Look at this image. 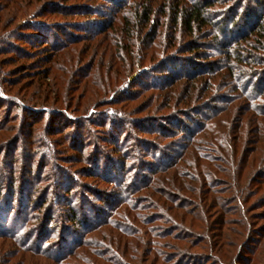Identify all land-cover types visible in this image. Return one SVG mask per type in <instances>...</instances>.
Returning a JSON list of instances; mask_svg holds the SVG:
<instances>
[{
    "label": "rangeland",
    "instance_id": "obj_1",
    "mask_svg": "<svg viewBox=\"0 0 264 264\" xmlns=\"http://www.w3.org/2000/svg\"><path fill=\"white\" fill-rule=\"evenodd\" d=\"M111 1L114 2L0 0V39L5 40V43L0 41V99L3 100H0V123H3L0 129V166L5 165L16 147L19 148L15 153L22 158L18 162L21 168H28V160L33 158L32 176L34 180L36 178L39 188V193L34 197L35 204L29 205L27 198L30 185L26 184L27 181H21V174H17L19 182L13 200L14 209L10 215H6V209H0V264H151L155 249L149 231L154 229L163 232L166 228L160 222L148 225L146 220L157 214L153 208L178 222L182 221L184 226L198 234L206 230L204 223L199 220L182 216L183 211L168 213L165 209L167 199L158 192L166 194L176 190L180 193L174 180L185 181L193 186L190 188H195L208 178L216 179L224 188L237 186L235 196L241 202L246 201L243 208L249 223V232L245 234L241 245L226 246L215 252L221 258L215 259V262L233 264L242 254L250 258L251 264H264V181L258 178L264 174V98H261L262 92L253 93L260 80L252 81L254 77H249L251 72L248 70L243 76L241 71L238 72L241 67H237L238 71L233 77H226L228 56L214 46V50L208 47V56L222 68L218 77L209 80L208 75L201 74L192 80L179 76L172 83L164 85V80L160 78L165 79L167 75L157 73V70L167 56L172 60H182L179 62L187 72H191L187 60L194 62L201 59L200 54L199 58L194 59L168 42L170 31L163 24L167 18L165 13L171 10L169 4L172 0L150 1L155 9L153 18L158 21L162 18L158 29L160 36L156 41L148 40L145 35L141 37L140 33L134 37L125 34L124 21L132 22L133 2L139 4L141 0H121L129 1L124 13H115L117 5H110ZM246 1L223 0L212 11L215 12L214 17L220 20L224 18L226 10L237 9L239 4L246 5ZM52 6L74 11L87 8L93 13L83 17L63 12L67 11L64 9L55 14ZM250 7L255 8L254 2ZM28 24L40 26L41 29L46 26L43 30H49L51 40L56 36L60 38L58 28H68L69 34L77 37L79 42L75 44L74 40L65 44L66 37H62L58 51L37 52L38 47L19 41L17 37H27L31 33L26 29ZM99 26L101 29L97 31ZM91 30L93 32L89 37L88 32ZM149 30L148 27L147 34ZM247 30L248 26L243 23L238 28L237 25L225 27L221 42L234 39ZM215 35L216 27L212 29L210 37ZM253 56L264 59V51ZM205 62L201 60L199 64ZM236 64L240 65L238 62ZM256 70L264 75V65L255 67L252 72ZM198 108H207V117L199 118L204 124H200L195 134L194 148L197 150L192 158L189 157L191 150L188 155L179 154L176 150L184 138L156 139V136L136 130L144 123L150 127L159 121L161 125L163 122L160 118L173 114L182 117L183 111L190 112ZM60 115L70 124H61L66 128L63 133L54 132L44 137L46 147L41 148V145H36V141L31 144L21 136L19 129L25 121L32 118L30 123L33 125L35 120H41L34 127L31 125L30 132H34V137H43L45 122H54ZM113 117L118 119L116 123L109 119ZM6 118L9 119L4 125ZM79 136L86 144L82 154L71 148ZM106 140L108 144H105ZM150 143L155 148L152 149V157L144 152ZM12 144L15 145L14 149ZM114 144L118 146L116 150L122 151L124 161L127 159L125 169L130 176L127 184H136L138 178L146 176L147 173L142 171L144 168H140L142 163L148 167L166 165L164 167L167 168L150 177L152 185L149 187L155 185L154 189H142L138 195L134 191L125 193L117 209L105 210L96 219L94 215H88L89 221L84 222L83 227L74 229L68 226V230L63 228L52 235L45 232L42 221L48 212L58 213L54 215L57 224L64 227L70 224L63 223L59 217L67 209L61 197L66 194L55 185L59 181L53 182L55 174L67 173L71 180L69 188L78 191L73 206L81 208L86 201L96 200L95 205L100 207L98 200L102 192L111 190L114 184L107 185L98 178L83 177L81 174L84 172H91V165L79 162L83 155L86 156L84 158L93 156L94 159L95 150L100 147L105 154L101 156V171L111 161L117 165L122 157L112 149ZM132 149L138 152L137 155L127 156ZM185 158L190 165L185 162ZM70 159L71 162L68 161ZM184 172L186 177L178 178ZM113 178L118 180L120 175ZM253 179L260 181L257 190L255 188L258 185L253 184ZM34 180H28V183ZM157 188L158 192L155 191ZM181 195L191 198L185 192ZM44 197L49 199L48 203L36 211L34 206ZM4 203L1 206L4 207ZM237 204L233 206L238 209ZM87 208L85 210H90ZM233 217L239 219L240 215ZM216 218L213 211L209 221L214 223ZM163 242L169 249H164L165 252L180 247L184 254L204 257L205 262L211 258L207 257L210 254L201 250L202 245L190 248L172 239ZM58 252L62 253H59L62 255L60 258ZM223 253L226 255L222 256ZM155 264L168 263L160 260Z\"/></svg>",
    "mask_w": 264,
    "mask_h": 264
},
{
    "label": "trees",
    "instance_id": "obj_2",
    "mask_svg": "<svg viewBox=\"0 0 264 264\" xmlns=\"http://www.w3.org/2000/svg\"><path fill=\"white\" fill-rule=\"evenodd\" d=\"M119 1L121 0H114V2L111 1L109 3L112 6L116 3L117 6L114 8L115 13H124L126 11V3L128 4L129 1ZM150 1L151 0H141L139 4L133 2V9H131L133 17V20H131L132 22H129L128 20H126L125 22L122 19V23L123 21L125 23V34L134 37L139 35L140 33L141 37L142 35H145L150 41H156L158 39V37L160 36V34L158 33V29L160 28L159 24L161 23L162 18H159V21L153 18L155 9L152 5H150ZM222 1L223 0H191V2L189 0L171 1V3L169 4V9L171 10H169L168 13H165V18H167L164 20L165 23L163 24V27L167 28V30L170 31L168 42L172 47H177L181 53L191 55L194 59H197L198 54H200L201 59L198 57L199 59L195 60L194 62L187 60V64L191 69V72H187L185 68H182V64L179 62L182 60H172L171 57L167 56L162 61V65H160L157 70V73H163L167 75L165 79L160 78V80H164V85H168L179 76H183L184 78L189 79L192 78V80L199 78L201 74H204L206 76L208 75L209 80L218 77L222 68H220L219 64L212 62L214 60H210L211 57L208 56V47H212V50H214L213 47L215 46L219 48V51H221V53H224L228 56L226 67L227 69L225 68L227 70L225 74L226 77H233L235 71H238L237 67H241L239 68L238 72L241 71L243 73V76L246 75L247 70L248 72L250 71L251 74H249V77H254L253 79L251 78L252 81H258V79L260 80L257 89L253 93L258 94L262 92L263 95L261 96V98H264V75L262 76L260 72H258V70H256L254 73L252 72L255 67H263L264 65V59L262 57L253 56V54L260 52L261 50L264 51V0H247L246 5L239 4L237 9L235 8L232 10H226L223 13L224 18L217 20L216 16L214 17L215 12L212 11H215V6L221 4ZM253 2L255 4V8L250 7ZM1 9L2 7L0 6V10ZM51 9L52 11H54L53 13L58 14L61 13L62 10L67 8H56L52 6ZM63 12L83 17L91 15V13H93L91 12V9L87 8H81L77 11L67 9V11ZM242 23L243 25L246 24L248 26L247 31H243L238 37H235L234 39H225L223 43L221 42V35L225 32V27L231 28L232 26L235 27L237 25L238 28ZM43 27L46 26H42L41 29L40 26L28 24V27H26V29H29L28 31H30L31 33L28 34L27 37H23L21 35L17 36L18 40L31 44V46L38 47L39 49L37 50V52H50L51 50L52 53L60 49L59 42L60 38L62 39V37H66L65 44L71 43L74 40H76L75 44H78L79 42L77 41V37H75L73 34H69L68 28L64 29L61 27L58 28L61 34L60 38L56 36L53 40H51L52 36L49 33V30L44 31ZM148 27L150 28V30L147 34L146 29ZM214 27H216L217 29V35L211 38V31ZM72 28L75 29L76 27L73 26ZM100 29L101 26L98 27L97 31H99ZM36 30H38L40 34H35ZM92 32L93 30L88 32L89 37L91 36ZM29 35H32V37H29ZM2 39H0V41ZM2 43H5V40H2ZM50 54H47L46 56H49ZM201 60L206 61L205 64H199ZM237 62L240 65L236 64ZM161 85L159 86L161 87ZM205 110H207V108H198L196 110H191L190 112L183 111L182 117L173 114L170 117L160 118V120L163 122L161 125H159V121L157 123L155 122V124H151L150 127H147L146 123H144L145 125L136 127V130L143 134L156 136V139H174L177 137L184 138V142L180 143V146L176 150L179 154L183 153V155H188V151L191 150L192 152L191 154H189V157L192 158L194 154L196 155L197 150H195L194 148L195 134L201 127L200 124H204V122L202 123L199 118L207 117V112ZM8 119L9 118L5 119L4 125H6ZM109 119L112 120V123H116V121L118 120L116 117ZM31 120L25 121V124H22L19 131L21 132V136L29 143L32 144L34 141H36V145H41V148L47 146V144L44 142V137L51 136L54 132L57 134L63 133L62 131L66 128H64V126H61V124H70V122H65L64 116L60 115L54 119V122H52V120H50L49 122L47 121V123L45 122L43 137H34V132H30V127L32 125L30 123ZM39 122H41V120H35L32 127H34L35 124ZM2 126L3 123H0V129ZM234 131L236 132V129ZM184 135H186V137H184ZM75 143L71 145V148L77 150L78 153L82 154L85 150V140L82 139V136H79V139ZM112 143L115 142H109V144ZM105 144H108V141L105 142ZM12 145L13 146L11 147L12 149H14L15 145ZM116 147H118L117 144H114V147L112 149L115 150V153L117 155H120L122 159L118 162L117 165H115L113 161H111L110 163H106V166L103 167V171H101L102 167L100 166V162L102 160L101 156L104 157L105 154L103 152V149H100V147H95L97 149L95 150L94 159L92 158L93 156H90L91 158L88 159L84 158L86 156L83 155L81 161L79 162L91 165V172H89L90 174L84 172L83 174H81L83 177L98 178L101 181L105 182L107 185L114 184L111 190L102 192V197L98 200L100 201V207L95 205L96 200H89V202L86 201V204H83L81 208L73 206L72 202L76 201L77 195L75 193H78V191H74L69 188L71 180H69L67 173L55 174L53 182L59 181V183L55 185L60 187L61 190L63 189L64 193L66 194V198L64 195H61V197L64 198L66 202L65 207L67 209L65 210V212L61 213L59 217L63 220V223L69 222L70 224L65 227L57 224L56 216L54 215H58V213L56 212L54 214L52 212H48L43 216L42 221V228L45 230V232L52 235L56 232H59L58 230H63V228H66L64 230H68V226H73L74 229L83 227V223L89 221L88 215H94L93 217H95L96 219L100 218L105 210L117 209V204H119V201L123 202V199L121 200V198L123 197V195H126L125 193L134 191V193L138 195L139 193H141L142 189L147 191H149V189H151V191L154 189L155 185H153L151 188L149 187L150 185H152L150 177L155 174L157 175L158 173L163 171L165 168H167L164 167L166 165L154 164L153 166L148 167L146 166V164L142 163L140 168H144V170L142 171L147 173L146 176H141L142 178H138L136 180V182L138 183L136 184H127L126 182L130 177L128 176V173L125 169V163L127 159L124 161L122 156L123 154L121 155L122 151L116 150ZM152 147L153 144L150 143V145H148L144 149L145 154H149L150 157H152V149H155ZM18 149L19 148L16 147L15 151L13 150L14 152H11L5 165H3L2 167L0 166V209H6V215L7 213L8 215H10L14 209L13 200L15 195L17 194L16 184L19 182L17 174H21V181H27L26 184L30 185L29 196L27 198V200L29 201V205L35 204L36 200H34V197L39 193V191L37 190L39 188H37L36 185L37 181H35L36 178L34 180L32 176L33 158L28 160V168H21V163L18 162L21 161L22 158H20V155L18 156L17 153H15ZM136 153L138 152H135L132 149L127 153V156L137 155ZM169 160H171V158H169ZM68 161L71 162V159ZM185 162L190 165L187 159L185 160ZM105 168L107 170L106 172ZM185 174L186 172L182 173V177H180L179 174L178 178L183 179V177H186ZM118 175H120V178L118 180H115L113 177H116ZM189 176L192 177L190 174ZM174 177L176 176H173V178ZM258 178H260L259 180L263 182L264 174H260ZM28 180L34 181L33 183H28ZM259 180L253 179V184L255 183V185H258V187L255 188L256 190L260 187ZM130 185L132 186L130 187ZM174 185L178 187L179 190L177 191H180V193H177L176 190H172L173 193L171 192L164 194L165 192L163 191L158 192V188L155 189V191L160 193L162 197H166L167 206L165 207V209L168 210V213L175 210L183 211L184 213L182 214V216H184L185 218L189 216L194 220H199V222L204 223L206 230L203 229L201 231L202 234H198L191 228L184 226L182 221L178 222L177 220H175V218L173 219L166 214H162L159 209L153 208L155 209V212L157 214H154L153 217L146 220L149 223L148 225H154L155 223L160 222L166 228L165 230H163V232L159 230L156 231L154 229H151L149 231L150 237L152 238L151 244L155 249L154 258L151 264L158 263V261L160 260L163 262H167L168 264H209L213 261L215 262V259L221 260V258L217 253L215 254V252L221 251L226 246L238 247L237 245H241L242 239L245 238V234L249 232V223L246 221L248 220V218L245 214V208H243V205L246 201L241 202L237 198V196H235V191H237L235 190V188L237 189V186L224 188L222 187V184L219 183V181L217 182L216 179L212 178L203 180L201 184H199L198 187L195 186V188H190L193 186L185 181L174 180ZM75 187H73V189H75ZM184 192L186 194H190L191 198H187L186 196L181 195L184 194ZM143 197L145 196L143 195ZM69 198H71V200H69ZM48 201L49 199L46 197H44L43 199L41 198L40 202L34 206L37 208L36 211H40L48 203ZM3 202H5L4 207L1 206ZM234 203H238V209L233 206ZM21 207H23V204L21 205ZM87 207H89L90 210H85V208ZM213 211L215 215H217L214 223L212 221H209V217L212 215ZM237 215H240L239 219L233 217ZM202 216L206 219L203 220ZM3 217L2 219H4ZM2 221L5 222V220ZM17 234L19 233L17 232ZM169 239H172L177 243H185L190 248L193 246L199 247L202 245L201 250L203 249L205 253L207 252V254H210L207 255V257L211 258H207V261L205 262L206 258L197 256V258L191 257L190 254H184V251L177 246V249H173L171 252H168L169 249L167 246H165L166 244H163V241H167ZM40 243H42V240H40ZM164 249L168 251L165 252ZM245 249H247V247ZM59 253H62H57L60 258L62 255H60ZM225 255L226 253H223L222 256ZM214 264L222 263L221 261H219L215 262ZM233 264H251V262L250 258L248 259L246 255L242 256V254H240L237 257V260L233 261Z\"/></svg>",
    "mask_w": 264,
    "mask_h": 264
}]
</instances>
